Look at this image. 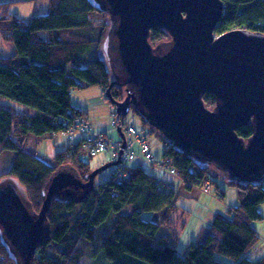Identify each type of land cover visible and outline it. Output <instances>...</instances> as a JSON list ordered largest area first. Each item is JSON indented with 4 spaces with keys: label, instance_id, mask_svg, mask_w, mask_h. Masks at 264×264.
<instances>
[{
    "label": "trees",
    "instance_id": "trees-1",
    "mask_svg": "<svg viewBox=\"0 0 264 264\" xmlns=\"http://www.w3.org/2000/svg\"><path fill=\"white\" fill-rule=\"evenodd\" d=\"M223 2L225 10L215 29L217 35L235 29L264 34V0ZM11 4L0 3V42L13 44L16 49L10 56H0V155L13 151L16 159L7 174H0V182L9 177L17 179L39 212L46 186L58 170L65 167L83 180L94 170L80 154L84 151L81 140L58 152L55 166L27 146L31 135L64 134L62 119L70 118V111L75 116H86L73 106L72 91L100 87L105 96L114 81L103 50L110 19L93 0H49L47 14L29 19L10 13ZM170 39L165 30L155 28L149 41L155 47ZM110 95L123 101L127 92L125 87L115 85ZM203 99L206 107H215L214 95L207 93ZM5 100L31 108L36 114L21 113ZM130 114L141 119V127L134 125L138 130L143 128L149 131L152 141L159 140L163 148L161 161H170L188 191L209 184L224 200L220 185L210 178L213 165L198 162L177 148L134 106ZM121 128L125 132L124 124ZM238 135L247 140L252 135L251 127L240 128ZM156 165H129L128 176L121 181L111 175L102 184H95L94 189L74 186L64 198H54L48 213L49 234L39 244L32 264H80L87 250L97 245L98 252L111 264H225L217 260V254L236 260V264H264V257L256 261L244 257L260 241L253 223L264 220V213L259 211L264 204V182L240 183L224 174L228 185L237 190L239 204L216 214L211 233L204 240L200 235L181 255L171 242L178 244L185 233L189 211L182 207L178 210V192L161 181L155 173ZM121 168L122 164L116 167L115 174ZM162 212L160 222L143 219L145 213ZM111 217L110 227L101 231ZM162 227L170 234L160 237L158 246L155 241ZM0 264H16L1 236Z\"/></svg>",
    "mask_w": 264,
    "mask_h": 264
},
{
    "label": "water",
    "instance_id": "water-1",
    "mask_svg": "<svg viewBox=\"0 0 264 264\" xmlns=\"http://www.w3.org/2000/svg\"><path fill=\"white\" fill-rule=\"evenodd\" d=\"M110 19L103 44L114 81L106 99L122 118L131 106L177 148L230 180L264 182V34L235 29L215 38L223 0H93ZM171 37L157 46L152 29ZM115 85L127 95H110ZM215 96L213 109L204 96ZM250 126L247 140L238 135ZM118 133L127 146L121 126ZM123 151H121V155ZM121 159L94 169L83 180L65 167L49 180L36 212L21 183L0 182V236L16 264H32L49 234L48 213L54 198L72 187L94 189L96 177Z\"/></svg>",
    "mask_w": 264,
    "mask_h": 264
},
{
    "label": "rangeland",
    "instance_id": "rangeland-1",
    "mask_svg": "<svg viewBox=\"0 0 264 264\" xmlns=\"http://www.w3.org/2000/svg\"><path fill=\"white\" fill-rule=\"evenodd\" d=\"M4 2H12L10 7V13L15 14L16 16L29 19L34 16L45 15L49 12V0H0V3ZM6 47H12L15 49L13 44L8 43H1L0 42V56H10L12 54L6 52ZM14 51V53H15ZM71 101L74 105L83 108L86 116V120L90 124V129L93 134H105V132H98L102 130L104 127L108 129L111 126V130L108 131L109 135L113 137L115 140H121L120 135L117 131V128L121 125L118 124L115 127L116 117L113 115V107L110 102L106 99V94L104 96L103 89L100 87H90V88H82L76 89L71 93ZM14 106L19 112L25 113L27 111L31 112V108L25 107L19 103L12 102L10 100L3 101ZM129 115V114H128ZM89 116V118H88ZM127 121H130L132 125H136L137 127H141V119L138 116L134 118L130 114V116H126ZM123 126V124H122ZM125 127V126H124ZM105 129V128H104ZM113 129V130H112ZM142 132L145 133V129L141 128ZM147 134L149 131L146 132ZM150 134V133H149ZM81 135V134H80ZM79 134H72L71 137L66 136L65 134L59 133L57 136H47V137H37L31 135L30 144L28 143L27 148L31 151L35 152L38 156L42 157L48 164L55 166L56 161V154L58 152L66 150L70 145L79 143L81 140V144L85 143L83 136ZM125 136L127 134L125 132ZM155 146L152 149L154 157L157 161L161 160V155L163 152V148L158 143L159 140H154ZM153 141L151 140V135H149V143L153 145ZM30 147V148H29ZM135 150L140 152V148L136 145ZM152 148V147H151ZM155 152V153H154ZM81 156L87 162H89L92 168L96 169L103 165H99L102 163V160H107L105 164H108V161L115 162L118 160H113L111 155L109 154H97L90 158L89 152L84 149L81 151ZM140 156V155H139ZM160 157V158H159ZM16 159V152L7 151L0 155V174H7ZM138 162V161H137ZM135 162V164L137 163ZM118 167L113 166L109 169L101 172L95 180V184H102L106 180H109L111 175H115L114 169ZM114 171V172H113ZM157 175H161L159 171H155ZM119 174H116L118 178ZM171 178H174L173 181ZM210 178L215 179L221 187V192L224 194V200L219 198L215 193V186L208 187L207 184L202 187H195L192 191H187L185 189V184L173 176H167L165 178V183L172 185L178 191L179 196L176 199V205L178 210L180 207L185 208L189 211L188 213V220H187V227L184 234L180 235V239L178 244L171 242L172 245H175L178 252L181 255H184L189 246L197 241L200 237L202 240L208 236L211 231L210 227L213 223L214 216L218 213H226L231 206H236L239 204L237 190L234 187H230L226 182L225 175L216 170L215 167H211L210 169ZM183 185V190H179V187ZM259 211L264 213V204L260 205ZM127 213L131 212V209L126 211ZM164 212L161 215H157L155 213H145L143 219L146 221L152 222H160L163 217ZM113 221V217L101 228L103 231L105 228L110 227ZM253 225L259 231L260 234V241L259 243L244 257L250 258L252 261H256L262 257H264V220L254 222ZM170 231L162 227L158 233V236L155 241V245L159 246V238L162 236H168ZM99 245H97V248ZM88 249L86 252V257L81 260L80 264H111L105 261V259L101 256L98 252V249ZM217 260L225 263V264H236L237 261L228 257L221 256L219 254L216 255Z\"/></svg>",
    "mask_w": 264,
    "mask_h": 264
},
{
    "label": "built area",
    "instance_id": "built-area-1",
    "mask_svg": "<svg viewBox=\"0 0 264 264\" xmlns=\"http://www.w3.org/2000/svg\"><path fill=\"white\" fill-rule=\"evenodd\" d=\"M220 35L215 33V38H219ZM70 118H63L62 123L64 124L66 131L64 134L66 136H70L72 134H81L83 136L85 143L82 144L83 148L89 152L90 155L96 156L97 154H109L111 155L113 160L121 159V163L118 165L119 167L122 164V168L118 170L116 174V180L121 181L123 178L127 177V167L137 162L139 165L148 166L157 164L156 167L160 172L161 181H163L167 176H173L178 178V172L176 168L170 165L169 160L158 161L155 159L153 150L149 143V133L147 134L142 132V130H138L134 125L127 121V117L122 118L117 114L116 107H113V115L116 117L115 127L118 124H124L126 130V141L127 146L125 149L122 147V140H115L105 134H93L90 129V124L88 121L82 116H75L72 114V111L69 112ZM126 119V120H125ZM140 148V152L135 150V146ZM121 151L123 154L121 155ZM140 155V156H139ZM119 169V168H118ZM115 174V175H116ZM209 187L210 185L207 184ZM159 191H162V185L158 187Z\"/></svg>",
    "mask_w": 264,
    "mask_h": 264
},
{
    "label": "crops",
    "instance_id": "crops-1",
    "mask_svg": "<svg viewBox=\"0 0 264 264\" xmlns=\"http://www.w3.org/2000/svg\"><path fill=\"white\" fill-rule=\"evenodd\" d=\"M6 52L12 54V53H14V49H13L12 47H6ZM2 56H3V55H2ZM4 56H7V54L4 55ZM72 104H73V103H72ZM73 106H75V107L78 108V109L83 110V108L78 107V106H76V105H74V104H73ZM83 111H84V110H83ZM27 113L30 114V115H35V114H36V111H34V110L32 109L31 112L27 111ZM88 118H89V116H88ZM89 119H90V118H89ZM104 128H105V129H104ZM104 128H103L102 130H99L98 132H105V133H107V134L109 135L108 131L111 130V126L108 127V129H106V127H104ZM112 130H113V129H112ZM117 131H118V129H117ZM109 136H110V135H109ZM110 137H111V136H110ZM112 138H113V137H112ZM31 139H32V138H31V136H30L29 144H30ZM113 139H114V138H113ZM154 140H155V139H154ZM152 146H153V148H154V146H155V142H154V141H153V145H152ZM29 148H30V147H29ZM30 149H31V148H30ZM154 153H155V152H154ZM160 157L162 158V155H161ZM160 157H159V158H160ZM41 158H42V157H41ZM43 160H44V159H43ZM106 161H107V160H102V163H100L99 165H102V164L106 163ZM133 165H136V164L133 163L132 166H133ZM155 169L158 171L157 168H155ZM171 179H172L173 181H175L174 178H171ZM164 181H165V179H164ZM171 186H172V185H171ZM172 187H174V186H172ZM174 188H175V187H174ZM183 188H184V187H183V185H182V186L179 187V190L182 191ZM185 189H186V187H185ZM193 189H194V188H193ZM193 189H192V190H193ZM186 190H187V189H186ZM192 190H190V191H192ZM187 191H188V190H187ZM177 192H178V191H177ZM178 195H179V193H178ZM215 216H216V215H215ZM215 216H214V217H215ZM186 230H187V229H186ZM249 259H250V258H249Z\"/></svg>",
    "mask_w": 264,
    "mask_h": 264
},
{
    "label": "bare ground",
    "instance_id": "bare-ground-1",
    "mask_svg": "<svg viewBox=\"0 0 264 264\" xmlns=\"http://www.w3.org/2000/svg\"><path fill=\"white\" fill-rule=\"evenodd\" d=\"M178 179H179V175H178Z\"/></svg>",
    "mask_w": 264,
    "mask_h": 264
}]
</instances>
